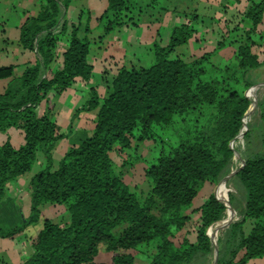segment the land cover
<instances>
[{
	"label": "trees",
	"instance_id": "trees-1",
	"mask_svg": "<svg viewBox=\"0 0 264 264\" xmlns=\"http://www.w3.org/2000/svg\"><path fill=\"white\" fill-rule=\"evenodd\" d=\"M71 2L38 0V12L25 19L18 36V45L35 55L34 62L18 78H13L14 67H0V81L8 80L0 93V132L17 128L24 137L19 148L8 142L0 146V202L6 185L31 170L37 150L45 160L28 182V218L19 227L0 229V238H14L39 220L41 205L53 204L67 207L69 222L43 221L31 241V255L21 264H134L131 252L142 246L148 250V264H203L213 252L212 239L219 225L224 230L216 240V264H246L264 256L263 155L245 157L234 171L231 180L239 202L222 186L190 210L197 216L194 221L186 212L200 185L217 183L228 170L232 141L242 134V119L255 92V83L247 75L264 65V56L254 51L264 47V28H260L264 0L250 2L242 13L225 20L228 42L221 37L212 52L188 61L179 55L169 58L196 34L182 25L173 30L168 45H154L153 65L119 68L100 102L91 88L90 100L73 117L97 108L92 133L70 146L54 168L52 147L69 137L73 127L70 124L62 132L50 119L51 106L40 117L35 108L48 91L61 94L72 83L88 80L92 70L86 62L89 43L85 36H78L80 23L60 21L61 9L66 12ZM106 3L105 33L135 25L126 15L129 8L124 0ZM83 30L89 32L88 24ZM63 37L67 45L60 68L39 79L41 68H48L55 59ZM225 45L234 48L235 64H225L223 72L230 73L218 79L212 75L217 67L210 58ZM260 117L264 120V113ZM177 127L181 129L177 142L163 148L145 169L152 186L141 205L113 173L109 154L115 144L127 148L132 139H160L159 133ZM234 212L239 219L229 223V214ZM246 223L247 233L243 230ZM116 228H120L117 235L113 233ZM182 230L185 233L178 238ZM100 244L110 254L108 263L94 261Z\"/></svg>",
	"mask_w": 264,
	"mask_h": 264
},
{
	"label": "rangeland",
	"instance_id": "rangeland-1",
	"mask_svg": "<svg viewBox=\"0 0 264 264\" xmlns=\"http://www.w3.org/2000/svg\"><path fill=\"white\" fill-rule=\"evenodd\" d=\"M31 1L0 0V67H14L13 78H18L25 67L32 65L35 60L32 54L23 52L18 45L19 30L17 23L23 20L22 15L26 17L32 15L30 13L35 9ZM198 1L124 0L125 5L129 8L126 15L134 19L135 25L128 26L130 27L128 31L125 29V26H127L125 25L124 28L123 26L118 27L105 33V25L107 24L108 18L106 16L103 17V11L107 6L106 0H72L67 8L66 16L75 24L80 23L78 36L80 38L84 37L85 33L83 29L85 24H88V28L90 27L91 29L90 33L86 35L89 43L86 62L92 66V70L88 80L72 83L61 94H56L51 90L48 91L46 98L35 108V115L40 117L51 106L52 114L50 119L59 127L60 131L64 132L70 124L73 129H77L78 131L66 139L56 142L52 147L51 158L54 168L58 166L59 161L63 158L68 148L89 137L94 128L93 121L97 113V108L91 109L90 111H80L73 117L75 111L81 109L90 100L92 90H94L99 102L105 98L109 92L108 85L119 68H147L153 65L155 62L154 45L157 44L159 47L168 45L173 30L182 25L193 28L197 31V35L193 34L192 39L187 45L177 47L169 58L179 55L184 61H188L191 58L201 56L203 53L212 52L216 48L217 42L221 40V37H223L225 43L228 42L224 38L227 34L223 22L225 20H231L233 13L223 11L218 4L225 5L227 2L229 5L233 4L232 6H234V0H208L209 4L213 7L212 11L209 6H204L206 5L204 1L200 3ZM92 4L93 7L91 6ZM238 6H234L233 9L241 8V6ZM87 7H92L93 13L95 14L91 16L87 15ZM62 12L63 10L61 9ZM195 16L198 17V22H196ZM220 19L222 20L221 22ZM195 38L197 41H195ZM254 51L264 53V47L254 48ZM233 57L234 48L228 45L220 48L210 58V63L217 67L212 72V75L218 79H221L223 76H228L230 72L228 74L223 72V67L225 64L232 67L235 64ZM60 59L61 54L57 55L56 53L55 59L48 68H41L39 79L48 77L55 70L59 69L61 66ZM247 78L255 83V92L248 112H245L242 119V128L240 130L242 134H238L232 141L233 156L228 170L221 175L217 183H204L200 185L197 196L193 200L191 207L186 211L187 214L191 215L193 221L197 216L192 212L190 213V210L201 206L208 195L216 191L218 187L224 186L227 193L236 195L235 183L231 178L245 157L256 155L264 156V120L260 117L261 113H264V65L250 71ZM7 83L8 80L0 81V93L4 91ZM176 129H169L166 132L159 133L161 141L158 137H155L153 140L149 139L141 142L132 139L130 146L127 148H121L120 144H115L109 154L113 173L120 178L123 187L129 193L135 195L141 205H143L152 186L151 181L145 175V169L155 160L163 148H167L168 145H174L177 142L176 133H181V129L180 127ZM246 133L248 134L244 138ZM5 142H8L14 148L21 147L24 144L22 131L17 128H9L0 132V146ZM44 164V156L40 150H37L31 170L18 179L20 180L18 182H20L22 188L27 191L30 178L40 171L44 167ZM235 198L239 202L238 197L235 196ZM17 201H19L20 207L25 209L26 204L23 196ZM39 211V220L30 224L23 232L22 235L25 238L29 236L36 237L45 220L51 223L65 225L70 219L69 211L65 205L44 204L39 207ZM26 214L27 216L21 219L22 222L29 216L28 208ZM228 218L230 220L229 223L239 219L235 212L229 214ZM0 219V223L6 222L1 210ZM16 221H18L17 218ZM0 225L2 226V224ZM223 227L224 225L216 228V236L212 239V248L214 246L217 248L216 240L219 233L224 230ZM119 229L116 228L113 230V233L117 235ZM8 230L10 229H4L3 231ZM243 230L245 233L248 232L249 223L244 225ZM184 233V230H182L176 236L181 238ZM22 235L19 239L24 238ZM193 239L194 237L190 236V240ZM6 246L0 241L1 251ZM147 253L148 250L144 246L138 248L135 252H131L134 258V264H148ZM213 257L214 252L207 257V262L203 264H213ZM109 259L110 254L100 244L98 246V254L94 261L97 263H108ZM192 264H200V261H194ZM246 264H264V256L249 260Z\"/></svg>",
	"mask_w": 264,
	"mask_h": 264
},
{
	"label": "crops",
	"instance_id": "crops-1",
	"mask_svg": "<svg viewBox=\"0 0 264 264\" xmlns=\"http://www.w3.org/2000/svg\"><path fill=\"white\" fill-rule=\"evenodd\" d=\"M7 1H9V0H7ZM26 1H31V0H26ZM201 1L205 2L206 5H204V6H209L210 10L211 11L213 10V7H212V5L209 4L208 0H199L198 2L200 3ZM248 1L249 0H245V1L244 0H242V1L241 0H234V6H236V5L241 6V8H239V9H237V8L233 9V7H234V6H232L233 4L229 5L227 2L225 3V5L224 4H221V5L218 4V6H220L223 11L225 10V12L229 11L230 13H235L238 11L241 12V10H243V8L247 5ZM31 2H32L33 8L35 10H33L32 13H30V14H32L31 16H35L39 10V3H38V0H32ZM91 6L93 7V4ZM92 7H87V9H86L87 15H89V16H91L92 14H95V13H93ZM26 12H29V11H26ZM66 12H67V10H66ZM66 12L63 11L61 13L60 21L63 22V19L66 18V21L72 22V20L66 16L67 15ZM104 12H105V10L103 11V13ZM22 16H23V20L20 21L19 23H17L18 30H19L20 25L25 21V19H27L28 17H31V16L26 17L25 15H22ZM263 18H264V14H263ZM195 20H196V22H198L197 16H195ZM123 28H124V26H123ZM133 28H135V27H133ZM125 29L128 31V29H130V27L125 26ZM90 31H91V29L89 27V32H87L84 36L86 37V35H88L90 33ZM195 35H197V31H196ZM18 36H19V33H18ZM195 41H197L196 38H195ZM66 45H67V37H65V38L63 37V40H61V42L59 43V46L56 50L57 55H60L62 53V51L66 48ZM25 52H27V51H25ZM30 54H32L33 57H35V55L33 53H30ZM258 54L261 57L264 56L263 52L258 53ZM60 61H61V59H60ZM76 131H77V129H73L71 135L74 134V132L76 133ZM20 177H22V176H20ZM20 177L9 182L6 185L4 198L0 202V210L2 211V216L4 217V220L6 221L5 223H0V224H2V226L0 225V228L3 230L4 229L5 230L6 229H12V228L19 227L20 225H22L25 221L22 222L21 219L25 218V216H27V214H26L27 208H28V210L30 209L28 185H27V191H26V189L22 188V185L20 184V182H18V181H20V180H18V179H20ZM22 196L25 199V204H26L25 209H22V207H20L19 201H17V200H20L22 198ZM16 218L18 221H16ZM0 222H1V219H0ZM219 226H221V225H219ZM219 226H217L216 228H218ZM26 228L20 234L16 235L12 239L1 238L0 241L7 246L3 247L4 249L2 251L0 250V254H1L0 255V264H21L23 260H25L27 257H29L31 255V253H32L31 241L35 237L33 238V237L29 236V237L25 238V236H23L22 234L26 230ZM216 228H215V232H216ZM21 235L24 238L19 239V237H21Z\"/></svg>",
	"mask_w": 264,
	"mask_h": 264
},
{
	"label": "flooded vegetation",
	"instance_id": "flooded-vegetation-1",
	"mask_svg": "<svg viewBox=\"0 0 264 264\" xmlns=\"http://www.w3.org/2000/svg\"><path fill=\"white\" fill-rule=\"evenodd\" d=\"M252 1H254V2H258V1H260V0H249L248 3H247V5L243 8V10H241V12L238 11V13H242V12H243V11L249 6L250 2H252ZM221 21H222V20L220 19V22H221ZM260 28H261V29L264 28V18H263V25H261Z\"/></svg>",
	"mask_w": 264,
	"mask_h": 264
},
{
	"label": "water",
	"instance_id": "water-1",
	"mask_svg": "<svg viewBox=\"0 0 264 264\" xmlns=\"http://www.w3.org/2000/svg\"><path fill=\"white\" fill-rule=\"evenodd\" d=\"M248 109H249V107H248ZM248 109H247L246 113L248 112ZM242 163H243V162H242ZM233 174H234V173H233ZM233 174H232V175H233ZM212 246H213V244H212ZM213 252H214L213 264H216V259H217V248H216V246L213 247Z\"/></svg>",
	"mask_w": 264,
	"mask_h": 264
},
{
	"label": "built area",
	"instance_id": "built-area-1",
	"mask_svg": "<svg viewBox=\"0 0 264 264\" xmlns=\"http://www.w3.org/2000/svg\"><path fill=\"white\" fill-rule=\"evenodd\" d=\"M242 166V163L238 166V168H240ZM227 191V190H226Z\"/></svg>",
	"mask_w": 264,
	"mask_h": 264
}]
</instances>
